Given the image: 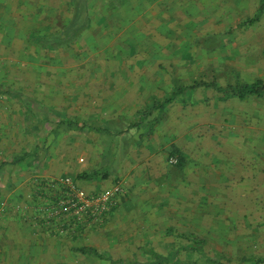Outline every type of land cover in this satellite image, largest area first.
I'll use <instances>...</instances> for the list:
<instances>
[{"label":"rangeland","instance_id":"rangeland-1","mask_svg":"<svg viewBox=\"0 0 264 264\" xmlns=\"http://www.w3.org/2000/svg\"><path fill=\"white\" fill-rule=\"evenodd\" d=\"M258 80L264 0H0V264H264L253 187L191 181L264 139Z\"/></svg>","mask_w":264,"mask_h":264},{"label":"crops","instance_id":"crops-1","mask_svg":"<svg viewBox=\"0 0 264 264\" xmlns=\"http://www.w3.org/2000/svg\"><path fill=\"white\" fill-rule=\"evenodd\" d=\"M176 100L173 99L171 103ZM244 142L237 143L234 150L230 145L228 147L230 152L213 156L211 163L207 162L206 155L201 157L200 153L197 154V147L195 146L196 153L192 164L194 173L191 181L195 191L213 189L215 187L214 182L222 184L226 190H230L229 187L233 185L240 186L243 192L245 190L250 192L249 186H252L253 200H256L257 207L262 209L264 207V139H258L250 146L245 147ZM209 169H211V173L208 171ZM221 191L224 189L221 188Z\"/></svg>","mask_w":264,"mask_h":264},{"label":"trees","instance_id":"trees-1","mask_svg":"<svg viewBox=\"0 0 264 264\" xmlns=\"http://www.w3.org/2000/svg\"><path fill=\"white\" fill-rule=\"evenodd\" d=\"M223 94L227 95V96H231L234 98H237L239 100H244L247 97H254V98H261L264 96V82L261 80L255 81L251 84H244V85H227L225 89H223ZM173 96L166 99L165 101H163L162 103H159V107L163 108L164 106H166L167 104L171 103L173 100ZM68 126L73 127L76 126L72 123H70ZM171 156H176L178 159V162L180 160V164H181V159L179 157V155L176 153H171ZM179 164V165H180ZM108 174L107 172H95L92 173L91 175H83L81 177L82 181H89V180H98V179H105L107 178ZM82 252L88 253V254H92L94 256H98L97 252L92 250V249H83ZM156 258V262L153 264H161L164 262H167L171 259V257H163L160 255H155Z\"/></svg>","mask_w":264,"mask_h":264},{"label":"built area","instance_id":"built-area-1","mask_svg":"<svg viewBox=\"0 0 264 264\" xmlns=\"http://www.w3.org/2000/svg\"><path fill=\"white\" fill-rule=\"evenodd\" d=\"M75 202L76 201H74V200L71 201L72 206H77V204H75Z\"/></svg>","mask_w":264,"mask_h":264}]
</instances>
